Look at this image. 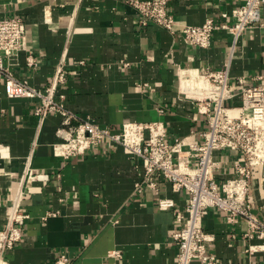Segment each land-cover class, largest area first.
<instances>
[{
    "label": "crops",
    "instance_id": "1",
    "mask_svg": "<svg viewBox=\"0 0 264 264\" xmlns=\"http://www.w3.org/2000/svg\"><path fill=\"white\" fill-rule=\"evenodd\" d=\"M244 3L171 0L169 10L183 25H202L208 18L233 23V10ZM262 14L264 23V6ZM16 17L25 20L40 65L28 70L23 55L15 76L44 89L64 62L67 78L58 92L66 96L67 108L115 133L128 123H159L168 143L201 142L207 125L197 103L212 89L203 76L230 64L232 82L264 77V27L246 30L236 45L229 33L218 31L209 49H197L178 32L141 26L140 14L126 0H0V18ZM241 104L239 97L226 101ZM37 105L7 98L0 82V231L19 190L22 214L28 216L22 242L1 264H53L59 254L71 264H176L173 234L189 194L175 192L161 177L159 191L135 193L142 161L120 145L106 143L76 158L59 156L62 118L53 114L42 122ZM241 159L236 152H217L216 179L235 177L234 163ZM251 196L254 217L264 223V179L252 182ZM163 198L175 207L161 208ZM203 227L220 264H264V241L245 237V220L230 225L225 212L211 209ZM113 251L122 257H109Z\"/></svg>",
    "mask_w": 264,
    "mask_h": 264
},
{
    "label": "built area",
    "instance_id": "2",
    "mask_svg": "<svg viewBox=\"0 0 264 264\" xmlns=\"http://www.w3.org/2000/svg\"><path fill=\"white\" fill-rule=\"evenodd\" d=\"M171 0H126L141 16L145 27L156 24L171 34L182 35L186 44L197 49H209L215 32L226 31L233 44L246 30L264 27L262 9L264 0H245L232 12L234 22L220 23L208 18L202 25H183L170 12ZM223 18H228L223 14ZM34 71L39 67L35 50L27 41V24L23 18H0V82H4L9 99L37 100L35 113L44 122L50 115L61 116L57 129L61 142L57 154L65 159L83 156L88 150L110 143L123 146L142 161L143 178L135 185V193L145 188L158 189V178L171 184L175 192L189 194L185 213L177 215L178 229L173 240L178 247L176 264H220L210 253L208 243L213 239L206 234L203 221L211 209L226 213L230 225L245 220L249 240L264 241V223L254 217L251 196L252 182L264 179V77L251 84L244 78L232 82L230 64L205 74L212 86L211 94L197 103L200 114L205 116L207 128L202 141L188 144L186 138L167 142L163 124L128 123L122 132L115 133L108 126H101L90 118L74 114L66 106V96L58 92L67 78L64 62H60L51 83L44 89L32 86L28 80L17 78L14 69L21 65ZM84 65V62H81ZM128 65V64H126ZM239 97V107L226 105V101ZM1 149V148H0ZM236 152L242 157L234 163L235 177L219 182L215 172L220 164L215 160L217 152ZM22 195L14 199L5 228L0 231V260L14 250L23 240V223L28 216L21 211ZM159 206L173 209L171 199L159 200ZM249 246L246 252H252ZM112 258H121L113 251ZM6 262V261H5ZM65 254H59L53 264H71Z\"/></svg>",
    "mask_w": 264,
    "mask_h": 264
},
{
    "label": "bare ground",
    "instance_id": "3",
    "mask_svg": "<svg viewBox=\"0 0 264 264\" xmlns=\"http://www.w3.org/2000/svg\"><path fill=\"white\" fill-rule=\"evenodd\" d=\"M206 80H207V78H206ZM207 82H208V80H207ZM208 84H209V82H208ZM210 85V84H209ZM211 86V85H210ZM212 90V89H211ZM22 195V193H21V191L19 190L18 192H17V194H16V196H15V199H18V198H20V196ZM1 262H2V260H0V264H1Z\"/></svg>",
    "mask_w": 264,
    "mask_h": 264
}]
</instances>
